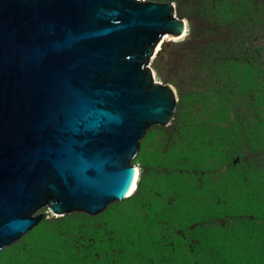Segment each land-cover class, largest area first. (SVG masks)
Wrapping results in <instances>:
<instances>
[{"label": "water", "instance_id": "water-1", "mask_svg": "<svg viewBox=\"0 0 264 264\" xmlns=\"http://www.w3.org/2000/svg\"><path fill=\"white\" fill-rule=\"evenodd\" d=\"M187 27L172 3L0 0V251L43 209L96 217L130 199L141 141L178 103L150 65Z\"/></svg>", "mask_w": 264, "mask_h": 264}, {"label": "rangeland", "instance_id": "rangeland-1", "mask_svg": "<svg viewBox=\"0 0 264 264\" xmlns=\"http://www.w3.org/2000/svg\"><path fill=\"white\" fill-rule=\"evenodd\" d=\"M143 1L168 3L161 0ZM221 1L224 3L226 0ZM228 1L231 10V14H228L237 20L235 25L240 23L241 19L237 13L244 6L250 7L255 3L252 8L253 19L258 18L261 14L254 27V24H250L248 27L247 20H244L243 30L246 32L239 41L243 43L242 51L245 55L241 54L235 57L239 63L245 61L244 66L249 64L252 66V58H254L257 61L254 64L256 67H260V73L258 75L249 67L234 64L239 78L237 83H241L237 87H232L234 90H242L247 93L254 89V85L256 86L255 96L258 94L257 98L261 101L259 116L248 124L237 126L235 139L227 149L222 148V146H229L227 142L221 143V146L210 144L209 140L202 141L196 149L192 148V145H198L193 143L197 137L195 133L190 132V128H192L190 125H196L198 122L200 115L197 111L200 109V104L188 101L190 94L198 90L209 92L218 89L206 77L208 73H216L218 69L212 72L208 68H197L199 62L195 66H191L194 56L196 57L194 49L200 50L198 59L201 61L214 57H223L224 60H229L235 56L236 49L226 48L224 43L220 42L221 39L219 40L214 32L217 28L200 24L216 26L213 23L215 18L203 22L197 14H181L175 4L177 16L188 23L189 33L184 37L185 39L166 40L150 66L155 73L157 82L170 85L176 90L178 103L171 125L167 128L160 126L149 128L147 135L141 141L139 154L132 161V164L139 168L140 175H142L139 178L143 185L142 196L113 203L99 216L86 215L96 220V227L100 228L97 233L102 235L106 244L118 245L121 250L131 255L130 259L133 264H148L143 253L138 252V249H142L139 247L141 236L151 238L158 236L163 231L173 237L178 234L181 236H175L172 239L174 243L171 246L174 247L175 255H172L173 251L169 248L158 247L155 250L159 254L157 264H190L195 261L209 264L208 261L212 258L215 259L214 264H259L260 259L264 260L263 227L256 230H248L247 227L252 219L248 213L250 206L260 209L264 213V182L262 180L264 177V0ZM188 2L190 0H186L185 4ZM211 2L212 0L194 1L195 4H205L207 5L204 6L205 8L212 10ZM239 29L241 28L227 27L221 32L225 36H229L233 31ZM247 55L250 56V59L245 57ZM190 59H192V63ZM221 75L230 81L234 77L233 73H221ZM260 75H262L261 79L258 78ZM188 78L194 79L193 82ZM228 92L232 91L228 90ZM235 100L234 95H228L225 101ZM179 131H184L183 134H188V138L191 139L188 144L190 149L188 148L187 151L191 158L182 157V153L185 151L181 145L178 146L173 137V134ZM238 134L240 135L238 136ZM197 150L206 153L205 159L208 166H201L194 158L193 151ZM197 163L203 168L202 171L195 172ZM180 201L187 202V210L183 212V215H187V217L183 220L182 225L179 214L178 216L175 214L178 212L176 205ZM232 201L234 204L223 210V213H227L226 210H228L235 219L226 217L225 224L218 218L213 222H205L210 219L208 218L210 216L220 215L218 212L211 214L209 211L221 210L227 206H223L219 202L229 204ZM240 211L244 215L234 214ZM205 212L208 213V217H204ZM39 214L44 216L45 221L46 219L52 221L58 219L48 216L47 209L41 210ZM71 215L85 214L74 213ZM162 219L169 220L170 226L167 227ZM44 220L18 242L0 251V262L7 263L12 258H16L18 261L24 257L28 258L29 250L37 245V249L42 254H39L35 248V255L39 254L40 260L37 264H48L50 259L47 254L54 245L57 246L60 235L57 226L47 227ZM186 224L190 225L187 229L184 228ZM222 225L226 227L224 233L220 228ZM207 226L212 229L208 232V235H211L208 238L215 248H209L208 261H203L204 254H200L196 260H193L187 254L190 252L188 245L195 241L193 237L200 235L192 229L196 227L204 229ZM44 241L48 243L42 248ZM175 243L178 246H175ZM203 243L205 244L204 241Z\"/></svg>", "mask_w": 264, "mask_h": 264}, {"label": "trees", "instance_id": "trees-1", "mask_svg": "<svg viewBox=\"0 0 264 264\" xmlns=\"http://www.w3.org/2000/svg\"><path fill=\"white\" fill-rule=\"evenodd\" d=\"M161 1L176 4L177 10L183 15L187 13L197 14L201 17L203 22L210 20V18H215V21H213V23H215L216 26L204 23L200 24L217 28L214 30V32L215 34H217L219 40L221 39L220 42L224 43V46H226V48L230 47L232 49H236L235 56L231 57L229 60H224L223 57H214L201 61L200 59H198L200 50L195 48L194 52H196V57L194 56V62L192 63V59H190V62L192 63L191 66H195L199 62L196 66L197 68H208L209 71L211 70L212 72L218 69L216 73H208V76H206L207 80L218 89L209 92L200 90L194 91L190 94V98L188 100L194 102L195 104H200V109L197 111V113L200 115L198 122L196 125H190L192 126V128H190V132L195 133L197 137V140L193 143L198 145H192V148L196 149L199 147V144H201L202 141L209 140L210 144H219L221 146V143L227 142L229 146H222V148L227 149L232 145V142L235 139L234 135L237 133V126L241 127L244 124H248L252 119H257L259 116V106L261 101H259L260 99L257 98L258 94L257 96H255L256 86L254 85V89L248 91L247 93L242 90H234L232 87H237V85L241 83H237L239 82V78L237 76L236 67L234 64H238L236 66L249 67L253 70L254 73H258V75L260 73V67H256V65L254 64V62H257L254 60V58H252V66H250V64L244 66L245 61L239 63L235 59V57L241 54L245 55V53L242 51L243 43L239 41L241 36L246 32L243 30L244 20H247L246 23L248 22V27L250 24H254V27L261 14L258 18L253 19L254 11L252 8L255 6V3L250 7L244 6L237 13L241 19L240 23L238 25H235V23H237V20L229 16V14H231V10L229 8L230 2L228 0H226L224 3L221 0H212V10H210L209 8H205L204 6H207L205 4H195V0H190V2H188L187 4H185L186 0ZM227 24H229L230 26ZM227 27H239L241 29L233 31L229 36H225V34H222L221 30H224V28ZM198 39L201 38L198 37ZM215 55H217V53H215ZM245 57L250 59V56L248 55ZM221 73H233L234 77H232V81H230L228 78L223 77ZM258 78L261 79L262 75L258 76ZM188 80L193 82L194 79L188 78ZM220 86L222 87L220 88ZM228 90L232 92H228ZM228 95H234L236 100L225 101ZM249 97L255 99H251ZM183 132L184 131H179L177 133H174L173 137L175 138L178 146L181 145L183 151H185L184 153H182V157L186 158L188 156L189 158H191L190 155L187 154V151L190 149L188 144L191 139L188 138V134H183ZM239 135L240 134H238V136ZM183 136L187 137L184 138ZM204 145L206 146V144ZM207 147L212 148L213 146ZM193 154L194 158L197 159V162L201 166H208L205 159V156H207L206 153H204L202 150H197L193 151ZM198 163L197 167H195L194 169L195 172L202 171L203 169ZM141 177L142 175H140V178ZM262 180L264 182V177H262ZM142 190L143 185L141 183V179H139L137 192L133 197L138 198L142 196ZM219 204L227 206H225V208H221V210L209 211V213L211 214H215L218 212V214H220L218 216L208 217V213L205 212L204 217L210 218L209 220H205V222H213V220L218 218L219 220L224 221L225 224L226 217L235 219L232 214H229L231 213L230 211L226 210L227 213H223V210L230 208L234 204L233 201L229 204H224L221 202H219ZM186 206V201H180V203L176 205L178 212L175 214H177V216L179 214V217L181 218V225L185 217H187V215H183V212L187 210ZM249 208L250 210L248 213H250L249 216L252 217V219L251 222H249V224L247 225L248 230H256L263 227L262 231H264V213H262V210L260 209H254L253 206H250ZM234 214H241V216L244 215L242 214V211L235 212ZM162 221L163 223H166L167 227L170 226L169 220L162 219ZM44 222L47 227L57 226V231L60 235L57 246L54 245L53 249L49 251V254H47L50 259L48 264H133L130 259L131 255H128L123 250H121L118 245H113L111 243L106 244V240L102 237V235L99 232L97 233L100 228L96 227L95 219H91L86 215H71L68 217L56 219L54 221L46 219V221L44 220ZM224 226L225 225H222V227H220L223 233L226 230V227ZM189 227L190 225L188 224L184 226L185 229ZM191 227L193 228L192 224ZM192 230L196 231L200 236L193 237L195 241H193L192 243L190 242L191 245H188V248H190V252H188L187 254H189V256L193 260H196L200 256V254H204L205 258L203 261H208L209 248H215L211 240L208 238L209 236H211L208 235V232L212 230L211 227L207 226L204 229H198L196 227ZM175 236L178 237L181 235L178 234ZM174 237L171 234L164 233V231L158 236H152L151 238H145L141 236L139 247H142V249L139 250L137 248L138 252L141 251L143 253L148 264H157V256L159 254H157L155 250L158 247L163 249L169 248L173 251L172 255H175L174 247L172 248L171 246V244L174 243V241L172 242V239ZM203 241L205 242V244L203 243ZM46 243L48 242L44 241L41 247L44 248L46 246ZM175 246H178L177 243H175ZM35 248L37 249V245L35 246ZM35 248H31L29 250L28 258L24 257L20 261H18L16 258H12L9 262H0V264H37V262L40 261L39 254L41 253L40 250L37 249L39 254L35 255ZM214 262V258L208 261L209 264H214ZM190 264H201V262L195 261ZM259 264H264V260L260 259Z\"/></svg>", "mask_w": 264, "mask_h": 264}, {"label": "bare ground", "instance_id": "bare-ground-1", "mask_svg": "<svg viewBox=\"0 0 264 264\" xmlns=\"http://www.w3.org/2000/svg\"><path fill=\"white\" fill-rule=\"evenodd\" d=\"M188 28V27H187ZM186 32V30H185ZM186 36V35H185ZM173 40V41H178L180 39H175V38H169V37H165L164 40L158 45V47L156 48V54L158 55V52L160 51V49L162 48L164 42L166 40ZM185 39V38H184ZM171 42V41H170ZM160 53V52H159ZM155 54V55H156ZM139 178H140V170L139 168L136 167V173H135V180H134V184L130 190V192L128 193V197H133L136 192H137V188H138V181H139Z\"/></svg>", "mask_w": 264, "mask_h": 264}, {"label": "clouds", "instance_id": "clouds-1", "mask_svg": "<svg viewBox=\"0 0 264 264\" xmlns=\"http://www.w3.org/2000/svg\"><path fill=\"white\" fill-rule=\"evenodd\" d=\"M138 1H140V0H138ZM131 198V197H130ZM48 216H51V215H48ZM66 217V216H65ZM58 219H60V218H58Z\"/></svg>", "mask_w": 264, "mask_h": 264}]
</instances>
